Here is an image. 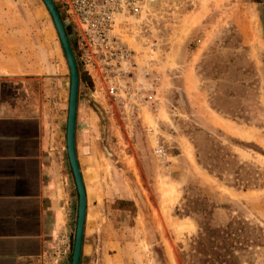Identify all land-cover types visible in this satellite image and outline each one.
Here are the masks:
<instances>
[{
    "label": "rangeland",
    "instance_id": "rangeland-1",
    "mask_svg": "<svg viewBox=\"0 0 264 264\" xmlns=\"http://www.w3.org/2000/svg\"><path fill=\"white\" fill-rule=\"evenodd\" d=\"M0 11V73L25 76L22 101L67 160L68 69L47 10ZM112 35L123 47L108 48L106 74L77 61L105 264H184L205 229L227 226L235 264H264V0H147Z\"/></svg>",
    "mask_w": 264,
    "mask_h": 264
},
{
    "label": "crops",
    "instance_id": "crops-1",
    "mask_svg": "<svg viewBox=\"0 0 264 264\" xmlns=\"http://www.w3.org/2000/svg\"><path fill=\"white\" fill-rule=\"evenodd\" d=\"M22 81L25 76L10 70L0 73V264H71L78 201L73 175L44 112L22 101ZM76 147L87 198L81 264H105L98 223L89 222L100 209L95 197L90 200L93 154L83 141ZM61 246L66 254L60 258Z\"/></svg>",
    "mask_w": 264,
    "mask_h": 264
},
{
    "label": "built area",
    "instance_id": "built-area-1",
    "mask_svg": "<svg viewBox=\"0 0 264 264\" xmlns=\"http://www.w3.org/2000/svg\"><path fill=\"white\" fill-rule=\"evenodd\" d=\"M146 1L57 0L61 15L74 32L73 47L78 53L76 61L82 62L92 80L102 70L106 74L108 48L116 45L115 48L121 50L123 47L121 41L112 35L116 19L138 15ZM156 153L160 154L161 151ZM55 254L61 258L66 252L61 246Z\"/></svg>",
    "mask_w": 264,
    "mask_h": 264
},
{
    "label": "water",
    "instance_id": "water-1",
    "mask_svg": "<svg viewBox=\"0 0 264 264\" xmlns=\"http://www.w3.org/2000/svg\"><path fill=\"white\" fill-rule=\"evenodd\" d=\"M40 1L44 5L51 19L68 69L69 85L65 125V147L69 167L73 175L78 198L77 218L75 224L73 246L71 251V264H81L85 233L87 198L76 152V131L80 75L78 64L71 43L67 36L65 25L57 10L55 2L53 0Z\"/></svg>",
    "mask_w": 264,
    "mask_h": 264
},
{
    "label": "trees",
    "instance_id": "trees-1",
    "mask_svg": "<svg viewBox=\"0 0 264 264\" xmlns=\"http://www.w3.org/2000/svg\"><path fill=\"white\" fill-rule=\"evenodd\" d=\"M57 10L61 17L62 11L58 3ZM65 25V24H64ZM67 36L73 46L68 27ZM73 49V47H72ZM230 226L225 229L207 228L194 242L188 261L183 259L184 264H235V259L231 256V234Z\"/></svg>",
    "mask_w": 264,
    "mask_h": 264
},
{
    "label": "bare ground",
    "instance_id": "bare-ground-1",
    "mask_svg": "<svg viewBox=\"0 0 264 264\" xmlns=\"http://www.w3.org/2000/svg\"><path fill=\"white\" fill-rule=\"evenodd\" d=\"M151 4L152 5H155L157 2H160V0H150ZM132 38V37H131ZM135 42V41H134ZM97 97V96H96ZM190 148V147H189ZM76 152H77V147H76ZM191 152V151H190ZM77 158H78V155H77ZM193 158V157H192ZM161 189L162 191L165 192V199H168V201L170 203H173L175 200H173L172 198L175 197L177 194V190L175 189V187L173 186H168L166 184H161ZM163 192V193H164ZM179 192V191H178ZM167 201V200H166Z\"/></svg>",
    "mask_w": 264,
    "mask_h": 264
}]
</instances>
